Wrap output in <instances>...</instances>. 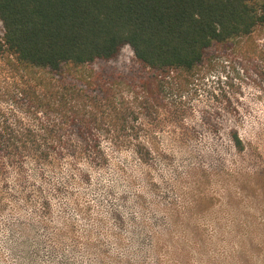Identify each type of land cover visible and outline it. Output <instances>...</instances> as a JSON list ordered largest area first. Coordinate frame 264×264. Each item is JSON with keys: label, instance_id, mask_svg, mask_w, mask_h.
<instances>
[{"label": "rangeland", "instance_id": "obj_1", "mask_svg": "<svg viewBox=\"0 0 264 264\" xmlns=\"http://www.w3.org/2000/svg\"><path fill=\"white\" fill-rule=\"evenodd\" d=\"M235 45L146 105L128 94L101 160L0 158V264H264V29ZM38 77L0 53L1 128L34 124Z\"/></svg>", "mask_w": 264, "mask_h": 264}, {"label": "trees", "instance_id": "obj_2", "mask_svg": "<svg viewBox=\"0 0 264 264\" xmlns=\"http://www.w3.org/2000/svg\"><path fill=\"white\" fill-rule=\"evenodd\" d=\"M257 28L264 0H0V53L36 70L46 89L24 91L33 125L0 127V158L54 166L67 151L78 162L101 160L102 138L129 128L128 94L156 100V82L191 74ZM127 49L134 62L119 68ZM232 142L243 150L236 134Z\"/></svg>", "mask_w": 264, "mask_h": 264}]
</instances>
